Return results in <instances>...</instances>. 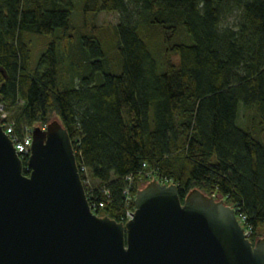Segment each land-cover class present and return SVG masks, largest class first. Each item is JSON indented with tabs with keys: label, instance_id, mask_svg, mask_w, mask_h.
I'll list each match as a JSON object with an SVG mask.
<instances>
[{
	"label": "trees",
	"instance_id": "1",
	"mask_svg": "<svg viewBox=\"0 0 264 264\" xmlns=\"http://www.w3.org/2000/svg\"><path fill=\"white\" fill-rule=\"evenodd\" d=\"M76 1L0 0L9 118L17 128L58 119L89 204L110 197L103 217L126 223L153 176L176 184L182 203L187 189L222 197L247 217L255 244L264 237V144L238 119L244 105L264 132V0H82L85 15H120L117 40L106 52L98 35L83 37L82 57L64 70L57 47L71 37ZM28 35L52 38L36 61Z\"/></svg>",
	"mask_w": 264,
	"mask_h": 264
},
{
	"label": "water",
	"instance_id": "2",
	"mask_svg": "<svg viewBox=\"0 0 264 264\" xmlns=\"http://www.w3.org/2000/svg\"><path fill=\"white\" fill-rule=\"evenodd\" d=\"M29 174L0 127V264H264L224 201L154 179L131 220L90 211L67 131H33Z\"/></svg>",
	"mask_w": 264,
	"mask_h": 264
},
{
	"label": "rangeland",
	"instance_id": "3",
	"mask_svg": "<svg viewBox=\"0 0 264 264\" xmlns=\"http://www.w3.org/2000/svg\"><path fill=\"white\" fill-rule=\"evenodd\" d=\"M82 5H83L82 0L76 1L75 8L70 18L71 37L67 39L66 41L67 44L65 45L61 44L57 47L59 65L64 70L66 69V66H69V60L71 57L73 56L74 58L82 57L81 53L83 51L81 49H82L83 37L85 36L93 37L95 35H98L102 39L101 42L106 52H109L110 49L111 51L114 49V43L117 40L116 26L119 24L120 15L115 12H103L98 15H93V14L85 15L81 10ZM236 20H237L236 15L231 16L229 17V19L225 21V24L232 26L235 24ZM57 33L61 35L60 31H57ZM28 39H29V47L32 51L34 61H36L40 56V54L43 51H45L48 43L52 40V38L47 35H28ZM154 41L156 40L152 39V42ZM152 45L155 46V42ZM156 54L157 53H154L155 56ZM87 55L90 56V53H87ZM175 58H176V63H178L177 57ZM157 59L159 60L158 57ZM248 110L249 109L246 106L240 105L239 107L240 119H238V125L246 131H251V132L253 131L254 134L258 137L259 134L261 133V137H259V140L261 143L264 144V132H261L263 130L261 122L260 120L257 121V123L255 122L254 124L253 122H249L251 116L253 115ZM53 117L54 118L52 120L58 121V119L55 116ZM154 179L156 178L151 176L149 181L144 183L140 189L144 188L149 182L153 181ZM156 180L158 181V179ZM92 185L97 186V183L93 181ZM214 199L217 201H221V200L224 201L223 198L220 196L214 197Z\"/></svg>",
	"mask_w": 264,
	"mask_h": 264
},
{
	"label": "built area",
	"instance_id": "4",
	"mask_svg": "<svg viewBox=\"0 0 264 264\" xmlns=\"http://www.w3.org/2000/svg\"><path fill=\"white\" fill-rule=\"evenodd\" d=\"M39 126L40 130H45L47 125L44 124H35L33 126H26L23 125L20 128H17L16 123L9 118V113L7 112L6 108L2 103H0V127L4 134L10 139L15 152L18 155V158L23 161H27L30 156V149L32 143V136L33 131ZM28 169V167H27ZM29 170V169H28ZM82 171H85V168H82ZM105 195L109 196L108 191H105ZM126 195L130 197V189L126 191ZM110 197H108L107 201H99L93 202L89 204L90 211L93 214L103 217L101 211L106 207L107 203L109 202ZM88 201V200H87ZM233 209V208H232ZM236 213V217L242 229L244 230L245 235L248 237L249 240L252 238V228L247 224V217L243 214H237V211L233 209ZM134 210L127 211V221L132 219Z\"/></svg>",
	"mask_w": 264,
	"mask_h": 264
}]
</instances>
